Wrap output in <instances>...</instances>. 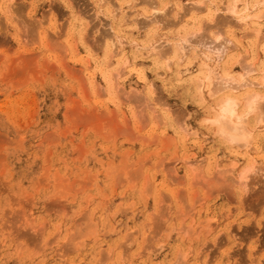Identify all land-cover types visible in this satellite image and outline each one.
Instances as JSON below:
<instances>
[{"label": "rangeland", "instance_id": "obj_1", "mask_svg": "<svg viewBox=\"0 0 264 264\" xmlns=\"http://www.w3.org/2000/svg\"><path fill=\"white\" fill-rule=\"evenodd\" d=\"M228 1L0 0V264H264V113L227 149L203 122L218 92L193 89L204 61L213 83L264 80V0L238 5L251 27Z\"/></svg>", "mask_w": 264, "mask_h": 264}, {"label": "bare ground", "instance_id": "obj_2", "mask_svg": "<svg viewBox=\"0 0 264 264\" xmlns=\"http://www.w3.org/2000/svg\"><path fill=\"white\" fill-rule=\"evenodd\" d=\"M3 1V0H2ZM7 1V0H6ZM9 1H13V0H9ZM156 1H158V0H156ZM203 1V0H202ZM250 1L251 0H230V1H228L227 3H228V6H227V8L225 9L227 12H230L231 14H233L234 15V17H237V22L239 23V25L240 26H244V25H247V26H252V23L253 22H248V18L249 19H255V21H257V20H259L260 18H262L261 17V15H252V16H249V17H247V18H245V16H244V12H246L245 10H244V12L243 11H241V12H238L237 10H239V7H238V5L239 4H244V9H246L245 8V6L248 8V10H249V6H250V8H251V3H250ZM254 1V0H253ZM256 1V0H255ZM130 2V1H129ZM214 2V1H213ZM9 3V2H8ZM135 3V2H134ZM154 3V2H153ZM174 3V2H173ZM226 3V4H227ZM252 3H254V2H252ZM152 4V3H151ZM178 4V3H177ZM180 4H182V3H180ZM197 4V3H196ZM201 4V6L203 5L204 7H205V9L207 10V12L209 11V19H210V22L212 23V27H217L218 25V22H220V21H218L217 22V24H216V20H215V18H214V15H213V10H210L211 9V7H214L213 9L214 10H217L218 11V7H216V5L214 4H212V2L211 1H206V3H200ZM6 5V4H5ZM135 4H133L132 3V5H123V3H120L119 5H118V7H117V11H116V6L114 7L115 8V10L113 11L112 9H113V6H112V9H111V7L109 6V7H107L106 8V13H108L107 15L108 16H110V18H112V21H115L116 20V22H115V24L117 23V25L118 26H122V25H125V24H127V23H130V22H133L134 20H129V19H133L134 17H129V19H126L127 18V16L125 17V16H123L124 14H126V12L127 13H129V11L132 13L134 10H135V6H134ZM174 5V4H173ZM198 5V4H197ZM177 6V5H176ZM202 6V9L204 8ZM4 7V6H3ZM152 7V6H151ZM171 7V6H170ZM180 7H181V5H180ZM187 7V6H186ZM10 8V7H9ZM177 9H178V6L176 7ZM201 8V7H200ZM180 9V8H179ZM186 9V8H185ZM195 9V8H194ZM199 10V9H198ZM247 10V11H248ZM4 11L5 10H3V13H4ZM182 11V10H181ZM202 11V10H201ZM258 11V10H257ZM7 12V11H6ZM135 12V11H134ZM182 12H184V11H182ZM199 12V11H198ZM263 12V11H262ZM131 13H129V14H131ZM138 13V12H137ZM6 14V13H5ZM143 14V13H142ZM141 14V15H142ZM261 14V13H260ZM264 14V13H263ZM71 15H72V13H71ZM140 15V16H141ZM157 15V14H156ZM166 15V14H165ZM210 15L212 16V18L210 17ZM116 16H119V18L117 19H115V17ZM164 16V15H163ZM6 17V16H5ZM4 17V18H5ZM159 17V16H158ZM180 17V16H179ZM216 17V16H215ZM109 18V17H108ZM143 18H148V20H150L149 19V15H148V17H143ZM153 18V17H152ZM171 18V17H170ZM175 18V17H174ZM177 18V17H176ZM217 18V17H216ZM221 18V17H220ZM224 18V17H223ZM2 19V18H1ZM136 19V18H135ZM157 19V18H156ZM164 19V18H163ZM162 19V20H163ZM178 19V18H177ZM136 20H138V19H136ZM153 20V19H152ZM152 20H150L149 21V23H152L153 21ZM168 20H169V18H168ZM224 20V19H223ZM243 20H245V22H243V23H241ZM142 21V20H141ZM144 21V20H143ZM226 23H229V25H230V23H232L231 21H230V19H226L225 18V20H224ZM144 22H146V21H144ZM154 22H155V20H154ZM171 22V21H170ZM213 22H214V24H213ZM81 23V22H80ZM133 23H136V22H133ZM148 23V22H147ZM148 23V24H149ZM226 23H224L225 25H226ZM255 23V22H254ZM203 24V23H202ZM201 24V25H202ZM236 24V23H235ZM65 25V24H64ZM86 26H87V24H85ZM133 25V24H132ZM140 25H142V27L144 26V27H146L147 26V24L145 23L144 25L143 24H141L140 23ZM156 25V24H155ZM154 25V26H155ZM170 25V24H169ZM175 25V24H174ZM208 25V24H207ZM209 25H211V24H209ZM224 25V26H225ZM239 25H238V27H239ZM134 27L136 26V24H134L133 25ZM228 26V25H227ZM84 27V26H83ZM138 26H136V28H137ZM143 27V28H144ZM202 27V26H201ZM233 27H235V26H233ZM237 27V26H236ZM87 28V27H86ZM119 28V27H118ZM136 28L134 29V30H136ZM142 28V29H143ZM140 29V28H139ZM201 30V29H200ZM218 30V29H217ZM251 30V29H250ZM254 30V29H253ZM251 30V32H252V34H251V32H250V34L251 35H253L254 33V31H256V30ZM90 31V30H89ZM249 32V31H248ZM84 33H85V31H84ZM218 33V32H217ZM82 34V33H81ZM190 34V33H189ZM232 34H235L234 32H232ZM232 34H231V36H232ZM249 34V33H248ZM249 34V35H250ZM197 36V35H196ZM217 36V35H216ZM216 36H215V38H216ZM241 36V35H240ZM243 37H244V35H242ZM247 36V33L245 34V37ZM199 37H201V36H199ZM233 37V36H232ZM232 37H230V40H229V42L231 43V44H233L234 46L233 47H239L240 46V43H239V39H241V38H239V39H237V38H232ZM261 37H263V36H261ZM261 37H258V35H256L255 36V39H257V38H260L261 39ZM80 38H82V37H80ZM106 38V37H105ZM192 38V37H191ZM202 39H203V37H202ZM229 39V38H228ZM113 40V39H112ZM183 40V39H182ZM185 40V39H184ZM187 40V39H186ZM189 40V39H188ZM206 40H207V38H206ZM203 41H204V39H203ZM214 41V40H213ZM218 41V40H217ZM256 41V40H255ZM194 42H196V41H194ZM200 42V41H199ZM228 42V43H229ZM248 42V41H247ZM246 42V43H247ZM257 42V41H256ZM255 42V43H256ZM220 43H222V42H220ZM110 44V43H109ZM109 44H107V45H109ZM112 44V45H111ZM109 46H111V48H112V46H113V42L111 43ZM169 44V43H168ZM168 44H166L167 46H168ZM174 44V43H173ZM177 44V43H176ZM179 44H181V43H179ZM207 44V43H206ZM223 44V43H222ZM106 45V46H107ZM118 45V44H117ZM155 45V44H154ZM204 45V44H203ZM202 45V46H203ZM224 45V44H223ZM258 45H259V43H258ZM115 46V45H114ZM182 46V45H181ZM181 46H179L178 44L176 45V46H174L175 48H172V50L170 51L171 53L173 52V58L170 60V62H173V64H175V65H178L179 64V62H181L182 60H183V56H184V53H180V52H182L181 51V49L184 51V47L182 48ZM256 46V44L254 45V47ZM261 46V45H260ZM108 47V46H107ZM116 47V46H115ZM146 47L147 46H145V45H141L140 46V49L141 50H145L146 49ZM157 47V46H156ZM226 47V46H225ZM259 47V46H258ZM263 47V46H262ZM114 48V47H113ZM150 48H152V47H150ZM165 48V47H164ZM228 48V47H227ZM232 48V47H231ZM264 48V47H263ZM116 49V48H115ZM115 49H112L113 51H111V50H109V51H107L108 53L106 54L107 55V57L108 58H112L113 56H115L117 53L119 54V52H120V50H116L115 51ZM138 49V48H137ZM166 49H168L167 47H166ZM228 51V50H227ZM113 52V53H112ZM223 52V51H222ZM246 52V51H245ZM168 50L166 51H163L162 49H155V48H152L151 50H150V52H148V54H146V57H149V55H154V57H155V59H154V63H155V65H157V66H160L159 64H160V62H159V60H161V59H166L167 57H168ZM223 54V53H222ZM246 54H247V52H246ZM183 55V56H182ZM216 55V54H215ZM245 55V54H244ZM243 55V56H244ZM246 56V55H245ZM144 57V56H143ZM246 58V57H245ZM153 59V58H152ZM221 59V58H220ZM209 60H211V59H209ZM209 60H208V62H209ZM134 61V60H133ZM152 61V60H151ZM254 62H255V60H253ZM107 62V61H106ZM131 62V61H130ZM166 62H169L168 60L166 61ZM211 62V61H210ZM109 63V62H108ZM122 63V62H121ZM128 62L126 61L124 64L126 65ZM253 63V62H252ZM251 63V64H252ZM123 64V63H122ZM123 64V65H124ZM163 64H165L166 66H168L170 63H168V65H167V63H165V62H163ZM201 64V66H200V68L198 69V72H197V74H198V76H197V79H196V81H195V79H194V81H195V85H194V88L193 89H195V90H197V95H199V96H201V98L203 99V97H204V91L205 90H207L208 91V97L209 98H212L213 96H217V94L219 95V98L217 99V101H215V105H213V107H209V108H207V111H208V116H207V118H205V120L203 121L205 124H206V128L207 129H209V130H212L213 132V137L215 138V142H217V143H219L220 145H221V143H222V145L224 146V147H226L227 149H232V148H239V149H243V150H247L250 146V144H251V139L253 138H251V135L249 136V134L251 133V129L250 130H245V127H246V124L248 125V123L250 122V119L253 117L254 118V120H255V124H256V126H257V124L259 123L260 124V122H261V119L263 118L262 117V115H263V111H264V109H263V111H262V109H260L261 108V106H260V108H259V105H261V104H259L263 99H264V92H261V90H256V88H258V89H260V88H262L263 86H264V80H263V78H261V79H259V80H257V79H254V78H248V79H246V78H243V77H245V76H239L238 77V75H237V79L235 80V81H237L236 82V85H234L233 84V82H232V84H233V86L232 85H229V86H227L228 84H230L228 81H230V79H232V78H230L232 75H230V74H228V76L229 77H226L225 75V72H227L226 71V69H225V71H224V78H222V81L223 82H221L220 81V83L219 84H217L216 82V84L215 83H213L214 81H213V78H215L214 77V75L212 76L211 75V68H208V66H207V64L205 63V61L204 62H201L200 63ZM108 65V64H107ZM133 65V64H132ZM143 65V64H142ZM165 65H163V66H165ZM174 65V67H176ZM156 66V67H157ZM172 66V65H171ZM170 66V67H171ZM249 66V65H248ZM248 66H246V67H248ZM107 67V66H106ZM120 67V66H119ZM122 68V67H121ZM251 68H253V70L251 69ZM128 69V68H127ZM158 69V68H157ZM166 69V68H165ZM244 69V68H243ZM247 69V68H246ZM249 69H251V70H249L250 71V74H251V72H253V71H256L257 70V68H256V70L254 69V66L253 65H251V67L249 68ZM106 70V69H105ZM130 70H132V69H130ZM203 70H207V73H203ZM100 71V70H99ZM103 71V75H104V70H102ZM129 71V70H128ZM186 71V70H185ZM202 71V72H201ZM248 70H245V72H249ZM261 72H263V70L261 69ZM260 72V73H261ZM214 73V72H213ZM116 75V77H118V75L117 74H115ZM177 75V74H176ZM244 75V74H243ZM141 76H142V74H141ZM212 76V77H211ZM114 75H112V73L111 74H109V72H108V74H106V72H105V75L103 76V78H104V80H107V85H109V87H108V89L110 88V91H112V90H115L114 89V86H115V84L112 82V80H113V78H116ZM177 77H180V76H177ZM250 77V76H249ZM220 78V77H219ZM142 79L144 80V76H142ZM212 79V80H211ZM216 79V78H215ZM235 79V78H234ZM234 79H232V81L234 80ZM225 80V81H224ZM218 82V81H217ZM224 82H225V84H224ZM212 83L213 84H215L214 86L212 85ZM194 84V83H193ZM213 86V87H212ZM232 86V87H231ZM116 87V86H115ZM107 89V90H108ZM245 89H250L249 91H251V92H249V94L248 93H245V95H243V92H241L242 90H245ZM188 91V90H187ZM218 92V93H217ZM246 92V91H245ZM248 92V91H247ZM115 93V92H114ZM217 93V94H216ZM219 93H222V94H219ZM113 94V93H112ZM188 94V93H187ZM243 95V96H242ZM232 100V101H236V102H238V108L236 109V111H237V116L238 117H243V119L242 120H240V119H233V117L231 116V114L230 113H225V112H222L221 111V107H220V105L224 102V101H226V100ZM198 101H200V99L198 100ZM207 101V100H206ZM202 102H204L203 100H202ZM217 102V103H216ZM251 106V108H252V110L251 111H249V107ZM264 107V106H263ZM262 107V108H263ZM167 108V107H166ZM163 110V109H162ZM259 111H261L260 113L261 114H259ZM157 112V111H156ZM155 114V113H154ZM183 115V114H182ZM181 115V116H182ZM184 115H186V114H184ZM258 115V116H257ZM156 116V115H155ZM166 115H164V117H165ZM170 116V115H169ZM158 117H159V114H158ZM156 118V117H155ZM160 118V117H159ZM158 118V119H159ZM256 118V119H255ZM165 119V118H164ZM151 120H154V119H151ZM160 120V119H159ZM263 120V119H262ZM161 121V120H160ZM178 123H179V121H178ZM204 124V125H205ZM181 125H183V124H181ZM183 127V126H182ZM247 127H249V126H247ZM250 128V127H249ZM253 129V128H252ZM184 133V132H183ZM182 133V134H183ZM185 135V134H184ZM249 136V137H248ZM186 138V137H185ZM206 138V137H205ZM206 140V139H205ZM250 157V156H249ZM250 159H252V158H250ZM253 160V159H252ZM188 162V161H187ZM191 162V161H190ZM190 162H188V166L190 165H193L192 163H190ZM251 162V161H250ZM193 166H195V165H193ZM252 166L253 165H247V166H245V168L243 169V171L240 173V181H241V179L243 178H245V175L247 174V172H250V170H253L252 169ZM239 180V179H238ZM156 190V189H155Z\"/></svg>", "mask_w": 264, "mask_h": 264}, {"label": "snow or ice", "instance_id": "obj_3", "mask_svg": "<svg viewBox=\"0 0 264 264\" xmlns=\"http://www.w3.org/2000/svg\"><path fill=\"white\" fill-rule=\"evenodd\" d=\"M220 107H221V111L222 112H225V113H230L231 114V116L233 117V119H240V120H242L243 119V117L241 116V117H238L237 116V111H236V109L238 108V102H236V101H232V100H226V101H224L221 105H220ZM252 110V108H251V106L249 107V111H251Z\"/></svg>", "mask_w": 264, "mask_h": 264}]
</instances>
